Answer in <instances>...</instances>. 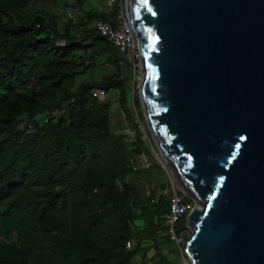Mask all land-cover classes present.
I'll return each instance as SVG.
<instances>
[{
    "label": "trees",
    "instance_id": "trees-1",
    "mask_svg": "<svg viewBox=\"0 0 264 264\" xmlns=\"http://www.w3.org/2000/svg\"><path fill=\"white\" fill-rule=\"evenodd\" d=\"M40 1L0 0V264H132L147 256V236L163 264V241L174 242L158 232L169 199L161 192L158 203L150 200L157 164L132 165L134 153L155 155L126 108L122 58L93 26L96 18L116 16L122 3L116 0L107 14L89 10L85 19L61 23L57 14L30 10ZM101 59L114 73L82 80ZM95 88L119 91L134 140L114 128L113 102L95 97ZM65 103L58 118L28 127ZM135 105L141 107L138 96ZM132 237L137 244L128 250Z\"/></svg>",
    "mask_w": 264,
    "mask_h": 264
},
{
    "label": "water",
    "instance_id": "water-1",
    "mask_svg": "<svg viewBox=\"0 0 264 264\" xmlns=\"http://www.w3.org/2000/svg\"><path fill=\"white\" fill-rule=\"evenodd\" d=\"M125 3L149 130L199 205L185 257L264 264V0Z\"/></svg>",
    "mask_w": 264,
    "mask_h": 264
},
{
    "label": "built area",
    "instance_id": "built-area-1",
    "mask_svg": "<svg viewBox=\"0 0 264 264\" xmlns=\"http://www.w3.org/2000/svg\"><path fill=\"white\" fill-rule=\"evenodd\" d=\"M79 12H80V8H76V7L73 8L72 10L67 11L65 14L61 15V20H60L61 23H65L67 21L75 22ZM40 24H41L40 22H37L36 24L37 27H39ZM93 26L96 33L107 38L115 46V48L121 55L122 63L129 65L133 70L134 76H136L137 70L135 69V67L141 64V48H140L139 38L136 35L135 29L133 28V25L130 21L126 7H121V10L117 13V15L111 17L110 19L96 18L93 23ZM80 34H81V30H77L76 36H79ZM113 68L115 69V66H113ZM138 73H139L138 77L140 78V75L142 76V74L140 72ZM141 81H142V77H141ZM141 81L139 87L141 85ZM133 90H135V88ZM93 95L98 99H103L107 97L108 91L104 88H95L93 89ZM66 111H67V103L63 104L61 107L57 109L52 110L47 114L35 117V119H33L31 122H28L27 125L31 129L37 123L39 124L43 122L47 123L53 119L58 118ZM143 131L147 133L145 127H143ZM147 137L148 139H150L148 134ZM150 148L151 151H153L158 156V153L157 151H154L152 144ZM131 162L132 165L134 166L135 163H141L145 165V167L147 168H152L154 164H159L158 161L155 160V157L149 155L147 152L144 151L141 153L132 154ZM171 174L173 180L175 181V177L172 171ZM161 192L166 194L169 199V203H168L169 210L164 216V221H163L164 227L159 229L158 232L166 234L171 240L177 243L180 251L182 252L184 260L186 261L185 250H186L187 240L183 236V232L185 230L186 231L190 230L189 227L187 226V217L194 210V208L197 207L198 202L193 197H190L187 194H185L179 188L173 189V191H171L170 193L167 192L165 193L164 191ZM161 192L152 189V192L150 194V198H151L150 200L152 203H158L160 201ZM185 219H186L185 229H182L183 231H181L180 233L179 230L183 227L182 221ZM133 227L138 231L146 229L145 226L140 225L138 223H135ZM136 244H137L136 239L132 237L126 241V248L128 250H132L136 246Z\"/></svg>",
    "mask_w": 264,
    "mask_h": 264
},
{
    "label": "rangeland",
    "instance_id": "rangeland-1",
    "mask_svg": "<svg viewBox=\"0 0 264 264\" xmlns=\"http://www.w3.org/2000/svg\"><path fill=\"white\" fill-rule=\"evenodd\" d=\"M115 1L116 0H70V2L67 1L66 3H63L62 1H60V5L64 6V10H68L70 8H75V7L80 8V12L76 18L80 20L82 18L85 19L86 14L88 13L89 10L100 11L102 9V11L100 12H105L106 14L110 13V11H112L115 5ZM117 1L118 2L120 1V3H122V7H126L125 0H117ZM34 8L41 9V6L35 5ZM122 64L125 67L124 76L128 81V84H129L128 90L130 92L129 93L130 104L126 105V108L133 110V114L135 115L136 122L141 128V130L143 131V127H145V130L147 133H145L144 131L143 132H144L145 138L149 142L150 147L152 144L154 151H157L158 153V156L154 153L155 158L159 163L157 164L158 173L155 172L150 178L149 184L147 183L149 185L147 188V191H149V187L159 192L164 191L165 193L166 192L170 193L171 191H173V189H177V188L182 190V188L179 187L178 184L176 183V180L175 181L173 180L171 176L172 175L171 169L169 165L166 163L160 151L158 150V145L156 143V140L152 137L151 132L149 134L150 130H149L146 118L144 116V112L142 110V105L141 107H136L135 105V97L136 96L139 97L138 91H139V84H140L142 76L140 75V78L138 77L139 75L138 71L136 73V76H134L132 68L127 64H124V63ZM114 70L115 69L113 68V66H111V64H107L104 62L103 59H101L97 63L91 64L90 67L87 69V71L81 76V79L82 80H100V79H103L113 74ZM134 88L135 90H133ZM106 98L113 102L111 106V116H112L114 128L118 132L125 133L127 135V138L130 141L134 140L133 128L131 124L127 121L126 115L119 103V99H118L119 91L118 90L109 91L107 97L103 98L102 100H106ZM139 114L143 115L144 120L143 119L140 120ZM147 134L150 137V139H148ZM160 168L163 169L167 178L165 174L164 175L159 174V171L161 170ZM197 207H199L198 203H197ZM144 230H141V231H144ZM180 233H181V230H180ZM191 234H192L191 230H188V231L185 230L183 232V236L185 237L187 241L190 238ZM145 239L142 242V246L145 248L149 247L147 256L142 257V255H137L136 257H134L132 264H157L156 262L159 261L160 257L155 258L153 256L155 254V247L150 246L152 244V237L147 236V238ZM162 248H163V256L165 258V261L163 262V264H170V262H173L175 264H191V261L188 259V257L186 258V261L184 260L182 252L180 251L176 242L164 240Z\"/></svg>",
    "mask_w": 264,
    "mask_h": 264
},
{
    "label": "crops",
    "instance_id": "crops-1",
    "mask_svg": "<svg viewBox=\"0 0 264 264\" xmlns=\"http://www.w3.org/2000/svg\"><path fill=\"white\" fill-rule=\"evenodd\" d=\"M60 1H62L63 3H66L67 1L70 2V0H42L38 3H34L33 5H31L30 10H32L31 8H34L35 5H38V6H41L40 10L42 11H46V12L61 16L65 14L67 11L73 9V8H70L68 10H64V6L60 5ZM34 10H37V9L34 8Z\"/></svg>",
    "mask_w": 264,
    "mask_h": 264
},
{
    "label": "bare ground",
    "instance_id": "bare-ground-1",
    "mask_svg": "<svg viewBox=\"0 0 264 264\" xmlns=\"http://www.w3.org/2000/svg\"><path fill=\"white\" fill-rule=\"evenodd\" d=\"M179 187H183L178 179H175ZM184 188V187H183ZM199 206V205H198ZM201 207V206H200Z\"/></svg>",
    "mask_w": 264,
    "mask_h": 264
}]
</instances>
